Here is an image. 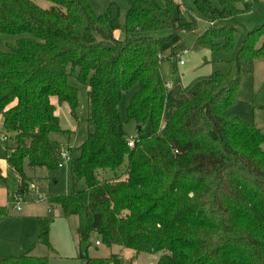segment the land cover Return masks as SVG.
<instances>
[{"label": "trees", "instance_id": "trees-1", "mask_svg": "<svg viewBox=\"0 0 264 264\" xmlns=\"http://www.w3.org/2000/svg\"><path fill=\"white\" fill-rule=\"evenodd\" d=\"M0 0V34L22 35L0 50V133L6 163L27 187L25 164H58L62 146L50 133L62 131L58 103L78 106L74 76L88 87V123L92 130L78 147L74 179L86 188L47 198L65 216L78 217L80 242L98 234L106 247L124 246L135 253H160L155 264H264V134L229 108L238 100L264 60V23L247 31L236 45L237 22L250 12V0H193L208 26L193 48L235 51L229 60L236 75L213 70L203 84L164 118L168 88L161 63L186 50L184 34L198 21L179 0L114 2L95 13L88 0ZM123 28L124 40L114 37ZM170 30L155 37L150 32ZM139 89L126 108L137 123L139 140L127 145L119 114L122 94ZM146 122L151 133L142 135ZM13 135L14 145H8ZM103 173L99 177V173ZM109 172L110 175H107ZM9 215L0 206V219ZM50 217L38 220L40 242L49 243ZM87 264H120L112 254L98 258L80 253ZM0 264H49L47 256H0Z\"/></svg>", "mask_w": 264, "mask_h": 264}, {"label": "rangeland", "instance_id": "rangeland-1", "mask_svg": "<svg viewBox=\"0 0 264 264\" xmlns=\"http://www.w3.org/2000/svg\"><path fill=\"white\" fill-rule=\"evenodd\" d=\"M42 8H49L52 4L47 0H32ZM111 1H114L121 8V21L127 12L128 4L126 0H88L94 12L100 14L106 10ZM155 4H162L164 0H149ZM184 7L188 17L192 16L198 21V29L195 32L184 34L186 48L190 54L177 56V60H186V66L182 67L181 83L176 80V75L171 68V62L165 60L161 63L162 74L165 82L171 86L168 88L167 104L163 115L170 117L172 111L177 105L188 100L193 90L199 88V83L192 82L197 76H204L207 72L208 64L202 66V61L210 59L208 50L201 51L194 49L193 44L196 36L205 30L208 25L199 10L194 6L193 0H179ZM218 5V0H211ZM252 9L250 12H244L236 15L235 18L228 19L227 22L235 24L237 22L236 45L245 38L247 31H251L256 25L264 23V0H250ZM170 33V30H159L150 32L151 35L158 37ZM22 35L0 34V50H8L9 43H15V40ZM114 37L124 40L125 32L123 28L115 30ZM200 51V52H199ZM203 52V53H202ZM235 51H214L212 52V66L214 70H220L227 74L228 79L234 78L236 70L233 64L229 62L234 58ZM177 65V63H176ZM175 65V66H176ZM253 73L248 75L246 85L238 100L229 108L232 113L240 114L249 123L260 128L264 134V60L254 62ZM69 83L78 87V106L72 113L69 104L58 103L55 97L52 102L56 104V113L60 119L62 131L50 133V138L57 140L61 146L71 149L73 160L78 156V147L92 130L88 123L89 102L88 87L80 84L77 79L70 75ZM192 84V85H191ZM185 87H191L183 91ZM139 89L135 84L129 91L124 92L119 105V114L123 123L125 132L129 138L138 135L137 123L134 120H128L126 117V108L130 103V97ZM142 135L151 133V124L146 122L143 126ZM8 145H14L13 135H8ZM264 149V141L262 142ZM8 151L3 136L0 133V206H8L9 215L0 220V256L21 255L30 251L35 256H47L49 264H86L79 258L81 252V243L77 235V217L71 215L66 217L60 206L55 205L48 211L49 204L47 198L55 194H65L73 190H83L86 188V181L83 179L75 180L72 171V162L65 163L63 167L49 170L45 166L32 167L27 164L26 174L28 186L24 189L20 200L16 197L19 193V178L15 171L6 165L5 158ZM103 173H99L101 177ZM35 187L31 189L32 184ZM20 202V211L14 206ZM40 216L50 217L52 219L51 230L49 233V243L52 244L55 251H51L47 246L40 242V228H38L37 219ZM99 239L98 234L93 232L89 240L92 244L88 247L87 256L102 257L110 254V250L103 245H97L95 240ZM111 253L121 254L123 256L120 264H155L160 257V253H135V250L124 246L112 247ZM121 249V250H120ZM139 254V258L133 260V255Z\"/></svg>", "mask_w": 264, "mask_h": 264}, {"label": "crops", "instance_id": "crops-1", "mask_svg": "<svg viewBox=\"0 0 264 264\" xmlns=\"http://www.w3.org/2000/svg\"><path fill=\"white\" fill-rule=\"evenodd\" d=\"M97 13V12H96ZM209 25V24H208ZM207 25V26H208ZM206 26V27H207ZM205 27V28H206ZM114 34H115V32H114ZM187 50V53L186 54H190L189 53V51H188V49H186ZM206 50H208L209 52H211L209 49H202V51L204 52V51H206ZM200 51H201V49H200ZM199 51V52H200ZM202 52V53H203ZM211 55H210V59H208V58H206V59H204L203 61H202V66H205L206 64H208L209 66H208V70H207V72L205 73V75L204 76H197L196 77V79H194L192 82H198L200 85H199V87L203 84V82H204V79L214 70V67L212 66V64H211V62H212V59H213V56H212V52L210 53ZM184 60V59H183ZM177 63V65L175 66V69L177 70V75H178V77H179V79H178V81L181 83V74L183 75V73H181V71H182V67H185L186 66V60H184V63L183 64H179L178 63V61L176 62ZM192 85V84H191ZM189 88H191L190 86L187 88V87H185L184 85H183V91H185V90H188ZM198 89V88H197ZM167 97H168V93H167ZM166 100H167V98H166ZM167 102H168V100H167ZM59 117V116H58ZM164 118H168V117H166L165 115H164ZM1 124H2V121L0 120V130H1ZM55 140V139H54ZM6 144V143H5ZM62 148H65V147H63L62 146ZM66 149H68V150H70V152H71V149L70 148H66ZM8 154V153H7ZM7 157V156H6ZM5 162H6V158H5ZM6 165L8 166V164L6 163ZM72 171H73V161H72ZM61 168V167H60ZM16 173V172H15ZM25 173H26V169H25ZM107 175H110L109 174V172H107ZM18 176V175H17ZM26 176H27V179H29V176L26 174ZM18 178H19V176H18ZM26 182H27V180H26ZM27 184H28V182H27ZM31 184H32V187H31V189H33L34 187H35V185H34V183L33 182H31ZM28 186V185H27ZM19 188H20V180H19ZM20 192V191H19ZM23 192L24 191H22L21 192V194H23ZM48 201V200H47ZM49 204V203H48ZM55 205H57V204H55ZM55 205H50L49 204V208H48V211H50L51 210V208L53 207V206H55ZM59 206V205H58ZM61 208V207H60ZM62 210V209H61ZM76 216V215H75ZM42 217H45V216H40V217H38V219H37V223H38V220L40 219V218H42ZM67 217V216H66ZM71 217V216H70ZM77 217V216H76ZM3 219V218H2ZM2 219H0V220H2ZM52 223V222H51ZM77 225H78V217H77V222H76V227H77ZM50 226H51V224H50ZM38 228H39V225H38ZM50 228V227H49ZM77 229H78V227H77ZM76 229V230H77ZM50 230H51V228H50ZM50 233V232H49ZM77 235H78V233H77ZM78 239H79V236H78ZM99 239H96L95 240V242H96V244H97V241H98ZM80 241V240H79ZM89 242H90V240H89ZM92 244V242H90V245ZM52 245V244H51ZM89 245V246H90ZM99 245H101V244H99ZM88 246V247H89ZM53 247V246H52ZM113 247V246H112ZM112 247H107V249H109L110 250V254H108V255H103L102 257H98V258H103V257H108V256H110V255H112V254H115V255H120V257H122V259H123V256L119 253V254H116V253H111V250L113 249ZM48 248V247H47ZM50 250V249H49ZM88 250V249H87ZM121 250V249H120ZM31 251V250H30ZM51 251H55V249H54V247H53V250H51ZM80 253H82V252H80ZM139 254H134L133 255V260H135V259H138L139 258V256H138ZM35 256V255H34ZM92 257H95V256H92ZM122 261V260H121ZM157 262V261H156Z\"/></svg>", "mask_w": 264, "mask_h": 264}, {"label": "built area", "instance_id": "built-area-1", "mask_svg": "<svg viewBox=\"0 0 264 264\" xmlns=\"http://www.w3.org/2000/svg\"><path fill=\"white\" fill-rule=\"evenodd\" d=\"M187 53V50H183L182 52H180V54H178V56L182 57L183 54H186ZM178 63L179 64H183L184 63V60L183 59H180L178 60ZM166 84V87L169 88L171 86V84L169 82H165ZM139 140L138 136H132L131 138H128V141H127V145L129 147H131L135 142H137ZM73 160V157L70 153V150L66 149V148H62L61 149V152L59 154V160H58V164L59 167H63L65 163H70V161L72 162ZM16 197L20 200V198H22L20 195H16ZM14 208L17 210V211H20V202L18 201ZM100 243L97 242V245H99ZM87 264V263H86ZM89 264V263H88Z\"/></svg>", "mask_w": 264, "mask_h": 264}, {"label": "water", "instance_id": "water-1", "mask_svg": "<svg viewBox=\"0 0 264 264\" xmlns=\"http://www.w3.org/2000/svg\"><path fill=\"white\" fill-rule=\"evenodd\" d=\"M0 120L3 122L2 118H1ZM138 127H139V126H138ZM138 127H137V128H138ZM89 245H90V242H89V241H87V242H82V243H81V252H82V254H85V253H86V251H87Z\"/></svg>", "mask_w": 264, "mask_h": 264}]
</instances>
